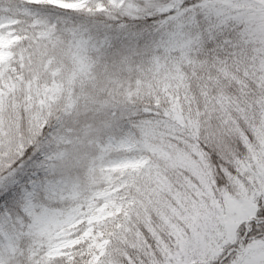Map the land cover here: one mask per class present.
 I'll list each match as a JSON object with an SVG mask.
<instances>
[{
  "label": "snow or ice",
  "instance_id": "snow-or-ice-1",
  "mask_svg": "<svg viewBox=\"0 0 264 264\" xmlns=\"http://www.w3.org/2000/svg\"><path fill=\"white\" fill-rule=\"evenodd\" d=\"M0 264H264V0H0Z\"/></svg>",
  "mask_w": 264,
  "mask_h": 264
}]
</instances>
